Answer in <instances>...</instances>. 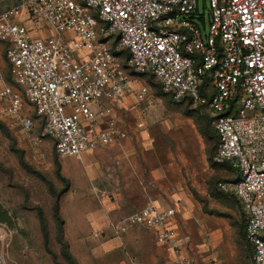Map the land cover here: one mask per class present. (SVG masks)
Returning a JSON list of instances; mask_svg holds the SVG:
<instances>
[{
  "label": "built area",
  "instance_id": "1",
  "mask_svg": "<svg viewBox=\"0 0 264 264\" xmlns=\"http://www.w3.org/2000/svg\"><path fill=\"white\" fill-rule=\"evenodd\" d=\"M208 15L207 25L198 0H25L0 13V100L26 132L40 120L38 139L58 157H81L126 138L115 121L103 126L102 106L136 90L126 70L153 75L175 101L209 111L212 160L238 173L218 186L241 203L253 264H264V0H210ZM174 215L148 203L110 227L155 231L173 249L169 264H192Z\"/></svg>",
  "mask_w": 264,
  "mask_h": 264
},
{
  "label": "rangeland",
  "instance_id": "2",
  "mask_svg": "<svg viewBox=\"0 0 264 264\" xmlns=\"http://www.w3.org/2000/svg\"><path fill=\"white\" fill-rule=\"evenodd\" d=\"M24 1L0 0V13ZM198 6L208 25L210 0H198ZM0 71L9 78L1 46ZM126 72L133 88L144 89L145 95L132 90L118 101L102 103L111 108L103 126L115 121L126 138L94 146L85 160L58 157L50 138L38 139L40 120L26 132L0 100V254L6 264H153V244L145 233L125 235L122 241L96 237L84 220L102 198L112 203L121 202L122 194L136 198L146 182L155 183L164 207L176 210L181 231L190 237L185 254L192 264H253L242 238L240 207L218 186L234 171L212 160L217 134L207 125L209 111L175 101L150 74ZM25 114L34 117L31 110ZM144 198L140 207L156 204L154 197ZM79 219L80 225L74 223ZM42 227L48 232L47 248Z\"/></svg>",
  "mask_w": 264,
  "mask_h": 264
},
{
  "label": "crops",
  "instance_id": "3",
  "mask_svg": "<svg viewBox=\"0 0 264 264\" xmlns=\"http://www.w3.org/2000/svg\"><path fill=\"white\" fill-rule=\"evenodd\" d=\"M89 151H90V149L88 151H86L85 153H83L81 158L85 160V157L87 156L86 153ZM224 166H227L230 169H232V171H234V177L230 180H235L238 178V173L236 170L231 168L229 165H224ZM146 183L147 184H145L143 187L144 189H142L141 193H139L138 197H136V198H133V197L129 196L128 194H122L121 202H118V203H112L110 201V199H108L107 197L102 198L101 201H99L98 208H96V209L92 210L90 213H88V216L84 220H85V223L88 225V228L94 233V235L96 237L103 236L105 234V235H109V238L119 239L122 241L123 236H125V235H131V234H138L139 235V233H145L146 235H148L150 237L151 242L153 244L152 250L149 251V253L151 254V260H152L153 264H160V263L169 264L173 261V259L175 257L173 249H171L165 245L159 244L156 240V232L155 231L145 230V229L132 230V231H129L125 234L117 236L112 231V229L110 227L112 223L118 222L119 220H121L124 217L131 214V211L134 212L133 210H136V208L140 207V200L145 199L144 197L146 195H149V196L157 199L156 205L160 210H166L168 208H173V207H164L162 202H161V199L157 198V196L155 194V192H156L155 185H153L155 183H153V182H146ZM231 196H233V195H231ZM233 197L236 199V201L240 207V210H241V215H242V219H243V223H244L243 228H244V234H245L246 218H245V215H244V212L242 209V205L235 196H233ZM74 223H77L78 225H80L81 224L80 219L78 221L76 220ZM168 226L175 229L178 232L179 237L185 236V234L181 231L182 229H181L179 222L177 220L176 210H175V215L168 221ZM245 237H246V234H245ZM245 242H246V244H247V246L251 252V256H252V253H253L252 247L247 242V239ZM143 243H144V246L147 247L145 244V240H143ZM187 248H188V246H183L180 244L179 255H181L183 257H187V255L185 254V252H186L185 250ZM138 264H139V262H138Z\"/></svg>",
  "mask_w": 264,
  "mask_h": 264
},
{
  "label": "trees",
  "instance_id": "4",
  "mask_svg": "<svg viewBox=\"0 0 264 264\" xmlns=\"http://www.w3.org/2000/svg\"><path fill=\"white\" fill-rule=\"evenodd\" d=\"M151 75V74H150ZM153 76V75H152ZM207 125L210 127L212 124H211V121H207ZM57 165H58V168H59V162H57ZM60 197L61 195H57L56 197V200H55V204H54V207H53V211H54V215L56 218H60ZM39 219L41 222L44 221V215H43V212L40 211L39 213ZM42 231H43V236H44V241H45V245H46V248H47V243H48V232L45 228L42 227ZM243 231H244V228H243ZM61 232H63L61 230ZM242 238L246 241V237H245V234L242 235ZM65 250H68V247L65 246ZM253 254V253H252ZM72 259V257H71ZM54 260L56 262V256H54ZM73 260V259H72Z\"/></svg>",
  "mask_w": 264,
  "mask_h": 264
}]
</instances>
